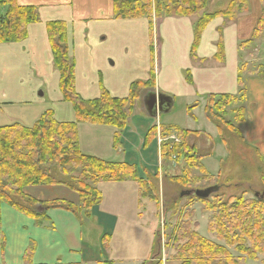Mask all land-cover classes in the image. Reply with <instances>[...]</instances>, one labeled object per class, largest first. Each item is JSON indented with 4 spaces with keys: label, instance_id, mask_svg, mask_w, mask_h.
<instances>
[{
    "label": "trees",
    "instance_id": "16d2710c",
    "mask_svg": "<svg viewBox=\"0 0 264 264\" xmlns=\"http://www.w3.org/2000/svg\"><path fill=\"white\" fill-rule=\"evenodd\" d=\"M209 0H113L111 18L117 20L148 19L151 32L152 19L194 18L195 38L192 57L207 25L215 17H223L227 23L235 22L241 13L248 12V0H232L227 9L207 14ZM264 1V0H261ZM0 7H6V13L0 14V44L18 43L27 37L28 26L40 22L37 7L21 5L18 0H0ZM68 23L50 22L47 32L55 66L61 73L60 87L64 102L71 103L75 110L76 120L62 122L53 112L47 111L33 126L20 122L0 126V202L7 203L18 212L34 219L37 225L49 222L47 213L52 210H64L91 218L93 212L102 204V184L134 182L139 188L140 205L151 202L160 207L170 206L173 217L178 218L169 247L173 251L171 262L177 264H246L247 261L264 263V161L254 148L257 159L261 162L262 190L254 192L249 198L243 192L227 197L217 193L209 199H198L206 213L209 214L208 233L220 243L209 241L198 231L199 223L195 220L196 210L192 199L187 197V204L175 197L168 204L162 203L159 186V174L155 177L141 179L138 169L127 163H115L100 158L87 156L80 149L79 126L81 124L110 126L117 129L114 147L121 146L120 138L127 128L128 120L135 110L137 102L143 96V90L152 91L155 76L152 70L151 79L147 82L133 83L130 95L120 99L110 95L101 87L99 98L84 100L75 90L74 67L70 45L71 34H68ZM264 30V12L255 36ZM218 42V52L214 57L218 63L224 62V43L222 37ZM258 76L264 78V66L259 65ZM247 71L239 68L237 95H211L207 97L206 113L209 121L215 124L221 133L232 158V142L242 140L247 147L244 126L247 124ZM245 77V78H244ZM188 81L191 82L190 76ZM238 127L235 129L234 124ZM229 126V131L224 127ZM243 128H240V127ZM176 134L181 142L175 144L169 138ZM190 131L174 127L161 129V160L166 168L164 178L175 193L184 190L205 189L221 185L222 172L211 175L201 163V156L195 146L190 145ZM157 128L152 129L145 138V146L157 140ZM180 173L170 174L173 166L180 167ZM257 168V166H254ZM169 170V171H168ZM197 172L198 174H194ZM158 182V185L155 183ZM66 186L77 193L79 203L73 204L65 199L39 202L24 194L27 187ZM196 188V189H195ZM173 191V190H172ZM251 192V191H250ZM258 196L256 197V194ZM167 223V220H166ZM104 239H107L105 236ZM234 251L235 254L232 252ZM34 245L24 257L25 264L33 263ZM150 264H162L161 260H152Z\"/></svg>",
    "mask_w": 264,
    "mask_h": 264
},
{
    "label": "crops",
    "instance_id": "0c3cea01",
    "mask_svg": "<svg viewBox=\"0 0 264 264\" xmlns=\"http://www.w3.org/2000/svg\"><path fill=\"white\" fill-rule=\"evenodd\" d=\"M21 5H29L41 8V22L28 27V36L22 42L17 44L0 45V126H5L6 123L2 118V112L5 107L10 106V115L18 122H32L42 116L41 107L36 112L39 106L28 108L25 110L23 105L31 104V89L24 85L22 91L13 92V88L8 92H2L3 82H8L14 79V82L20 86V78L26 74L33 76L37 72L41 75L44 81L53 80L55 89L57 88L58 75L52 68V51L47 34V24L50 22L64 21L69 25L70 34L73 33L72 26L83 24L82 31L87 29L94 30L95 34H104L107 36V43L102 46V51L122 49L124 52L130 53L131 58L126 65V69H132L139 76L144 75L149 67L151 68V60L147 61L151 52V26L146 19L141 22H117L111 19L112 2L113 0H18ZM214 1L207 6L206 13L212 14L228 8L232 0H211ZM248 12L241 13L235 22L227 23L223 17H215L207 25L203 31L200 42L195 51V58L192 57V47L195 38V23L194 18H162L155 22V31L153 43L155 47V63L153 64V72L155 76L154 90L145 94L141 100L148 107L147 114H143L141 102L137 105L140 108L137 110L136 116L130 120L128 128L123 132L120 138L121 146L115 149L113 138L116 130L108 127L96 126H81V135L83 138V148L85 153L98 158L115 163H127L137 166L140 158L138 151L145 146V138L152 127L157 126L163 118L166 122H170V127L179 128L181 130L190 131L193 134L190 137V145L195 146L198 154L203 158L212 154L213 140L209 131L195 127V121L201 118L200 110H203L204 116L211 132L213 126L207 119L205 107L207 97L210 95H237L238 93V75L239 68L247 69L254 68L258 65L257 58L244 60L243 54L251 55L257 50L256 45L246 47V41L253 37L254 31L258 26L264 12V1L248 0ZM46 7V9H43ZM76 22V23H75ZM222 31L224 43V62L218 63L214 60L218 52L217 44L221 38ZM73 34H71L72 37ZM76 40L72 38L70 45L72 54H77L80 61H86L82 52L74 50ZM157 45V47H156ZM90 49H86L85 53H89ZM25 53L26 58L30 63H22L17 55ZM160 57V61L156 62V58ZM127 60V58H125ZM124 60V61H125ZM124 61L117 64L121 66ZM244 61V62H243ZM261 65L264 66L262 61ZM37 69V72H36ZM246 71V70H245ZM151 74V70L149 72ZM185 73L190 76L191 82L187 80ZM247 77L248 85V101L252 105L254 92L264 85V78L258 77L251 72ZM149 77V74L147 78ZM24 82V81H23ZM109 86L110 84L107 83ZM53 90V101L60 100L57 90ZM101 90V89H100ZM90 91L87 93L90 94ZM110 91V90H109ZM49 90L47 91V93ZM97 92L99 90L97 89ZM263 99L259 109L255 110L253 105L250 107L249 118L246 124V133L251 138H254L252 130H257V138L251 141L252 147H255L264 161V90ZM111 96L121 97L123 99L128 93H122L120 87L116 92L110 91ZM96 97L90 94V97ZM98 96V95H97ZM162 96V98H160ZM29 97L31 101L20 103L21 99ZM11 99V102H8ZM152 101V102H150ZM194 104L192 117H183L184 109ZM18 105H21L18 107ZM178 108L181 112V117L176 116L174 121H169L174 114V110ZM19 110V113L17 112ZM25 113V116L24 115ZM8 117V116H7ZM251 117V118H250ZM20 118V119H19ZM29 120V121H26ZM156 120V121H155ZM158 120V123H156ZM65 121V120H64ZM3 122V125H1ZM28 124V123H22ZM167 125V124H164ZM166 127V126H164ZM93 135H101L106 140V149L100 147L98 150H93L91 154L88 151V143ZM246 139V137H245ZM87 140V144L85 143ZM149 149H143L142 154H146L143 159V167L138 168L141 179H145V171L154 177L158 174V165L161 166L159 143L158 140L152 141ZM153 147L156 151L157 160L154 155L149 152ZM138 167V166H137ZM156 170V171H155ZM143 171V173L141 172ZM157 173V174H156ZM160 179V176H159ZM161 181V179H160ZM129 191L136 198L135 208L136 217L134 222L139 223V220L145 218L144 213H140V209L153 206L154 218H158L157 205L151 202H144L140 205L139 188L136 183L128 181L123 184L113 185H129ZM103 185V184H102ZM101 185V186H102ZM100 186V189H101ZM61 189V188H59ZM45 187H27L24 189V194L43 203L45 201L54 200L56 196H61V191ZM71 191V190H69ZM65 194L66 199L75 200L78 198L77 193ZM103 193V191H102ZM51 194L55 196L51 199ZM63 199V198H62ZM122 199V198H121ZM105 194L103 193V202ZM101 204V205H102ZM100 205V206H101ZM156 205V208L154 207ZM99 210L93 212L91 218L80 219L72 213L64 210H52L47 213L50 224L37 226L34 219L18 212L7 203L0 202V264H25L24 257L27 250L34 245L33 263L34 264H72L69 261H63L62 256L67 255L73 257V260L79 261L80 264H119L114 259L109 257L110 244L113 240V235L117 232L115 220L106 211L103 214ZM117 211L125 213L124 201L117 203ZM127 212V211H126ZM123 216L128 218V214ZM94 217V218H93ZM118 220H122V216L118 215ZM118 221V222H119ZM113 224V225H112ZM90 226L93 228L91 235L96 234L100 244L96 248L100 249V253L107 254V259L100 257L98 254H87L89 247L85 251L86 245L83 241V228ZM200 226V225H199ZM107 229H110V234H106ZM105 236L109 237L104 239ZM112 255V254H111ZM122 262L120 264H141L134 259V256L128 259V256L121 253ZM249 261L246 262L248 264ZM77 263V264H78Z\"/></svg>",
    "mask_w": 264,
    "mask_h": 264
},
{
    "label": "rangeland",
    "instance_id": "374dc122",
    "mask_svg": "<svg viewBox=\"0 0 264 264\" xmlns=\"http://www.w3.org/2000/svg\"><path fill=\"white\" fill-rule=\"evenodd\" d=\"M214 1L209 0L207 6H209L211 3ZM249 5V3H248ZM43 9H46V7H43ZM38 13H40L41 8H38ZM6 13V7H0V14H5ZM40 17V14H39ZM114 21L117 22H141L144 18L142 19H126V20H115L113 17L111 18ZM149 24L150 21L146 19ZM155 20L158 21L157 19H152V22ZM41 22V18H40ZM76 23V22H75ZM37 24V23H36ZM35 25V24H32ZM31 26V25H29ZM28 26V27H29ZM155 23L152 26V30L155 31ZM83 24H76V26H72L73 34L71 38H74L76 40L75 43V48L74 50H78L79 52H82L83 57L87 59L86 61H80L77 57V54L71 52V55L69 54V57L72 62H75V67H74V79H75V90L76 92L84 99V100H94L96 98H99L101 94V87H103L107 91H113L116 92L117 88L120 87L122 93H128V96L130 95V90L131 86L133 83L136 82H147L151 79V74L149 73L150 70L152 72L153 64L155 63V47L153 43V38H154V32H151L150 38H151V52H150V57L148 56L147 61L151 60V68L149 67L147 70H145V74L139 76L136 72H134L132 69H126V65L128 66V62L131 58L130 53L124 52L122 49L117 48L116 50H111V51H102V46L107 43V36L104 34L98 35L95 34L94 30H91L89 26H87L86 30L82 31ZM258 27V26H257ZM151 28V27H150ZM257 29V28H256ZM255 29V31H256ZM48 31V30H47ZM255 31L253 34V37L246 41V47H252L256 45L257 50L254 54L251 55H244L243 54V59L244 60H252L254 58H257V67L250 68L247 67V69H244L247 71L248 75H251L250 71L256 74L257 76L263 72H259L260 70L258 69L260 62L264 63V30L261 31L260 36L258 35L255 36ZM48 34V32H47ZM68 34H69V26H68ZM28 36V33H27ZM26 39V38H25ZM49 39V37H48ZM24 41V40H23ZM22 42V41H21ZM19 43V42H18ZM9 44H17V43H9ZM0 45H8V44H0ZM51 46V45H50ZM157 47V45H156ZM86 49H90L89 53H85ZM18 59L24 63H30L31 61L26 58L25 53L23 54H18L17 55ZM127 58V60H125ZM125 60V61H124ZM160 61V57L156 58V62ZM124 61V64L122 65L123 71H121V66L116 67L118 63ZM244 62V61H243ZM52 68L53 70L57 73L58 75V80H57V88L55 89L54 87V82L49 78V80L44 81V79L41 77V75L37 72L35 74V70H33V76L31 74H26L22 76L19 80L21 83L20 86L17 85L14 82V79L9 80L8 82H3V90L2 92H8L13 88V92L17 93L22 91L23 86H26L27 88L29 87L31 89V99L32 103L31 104H25L23 105L25 110H28V108H33L36 106H39L36 110V112L39 110L41 107L42 113L44 114L47 111H51L56 115V118L59 121L62 122H72L76 120V114L75 110L73 108V105L68 102H64V94L63 91L61 90L60 83H61V73L55 66V63L53 61V56H52ZM149 74V77L147 78ZM185 76L188 80L189 76L187 73H185ZM259 77V76H258ZM245 78V77H244ZM24 81V82H23ZM109 83L110 86L107 84ZM239 87V85H238ZM9 89V90H8ZM57 90L58 96H60V100L58 101H53L52 98V92L53 90ZM97 89L99 92H97ZM49 92L47 93V91ZM90 91V94L96 97H90V98H85L90 96V94L87 95V93ZM264 90V85L261 86V88L256 90L254 92L253 96V102L252 105L255 110L259 109L261 105V101L263 99V92H260ZM88 91V92H87ZM109 91V93H110ZM143 95L145 97V94L150 93V91L143 90ZM239 93V89H238ZM237 93V94H238ZM98 95V96H97ZM211 96V95H210ZM115 98H121V97H116ZM127 97V96H126ZM144 97H141V99L137 102V105L139 102H141ZM125 98V97H124ZM29 97H25L24 100L21 99L20 103H26L31 101ZM8 102H11V99H9ZM136 105V107H137ZM251 104H249L248 101V85H247V115L249 118V111L250 107H252ZM21 105H18L20 107ZM196 106V105H195ZM194 104L188 106L186 109H184V115L183 117L186 118L183 123L187 120V116L192 117V111L194 109ZM10 106L5 107L3 112L1 113L3 120L8 124L5 125H13L14 123H17L18 121L21 120H16L12 115H10ZM141 107L143 110V114H147L148 107L145 106L143 102H141ZM136 109V108H135ZM140 108L138 107L137 110ZM135 110L132 112L129 120H128V125L129 126L130 120L132 117L136 116V113L138 112ZM146 111V112H145ZM18 114L19 110H17ZM204 111L200 110L201 113V118L195 121V127H199L203 130L209 131L210 136L213 140V152L210 155L203 156L201 157V163L205 167V169L213 176H217L220 172H222V177H221V185L224 187L222 190H220V193H224L227 197H230L232 195H239L242 194L243 192H246L245 194H249L248 197L251 198L254 196V192H260L263 191L262 188V164L261 162L257 159L254 147H251V141L257 138V130H252V134L254 135V138H251L249 136V132L246 133V126L240 127L243 128V132L246 137V142H247V147L245 146V143L241 140L240 143H237L236 141L231 140L232 146H233V152H234V157L233 159L224 141L223 138H227V136H224L219 133V130L215 124H212L213 126V132H211L210 128L207 127V122L204 116ZM174 114L171 118H169V121H174L176 116L181 117V112L178 108L174 110L172 113ZM205 114L207 117L206 109H205ZM148 115V114H147ZM8 116V117H7ZM25 116V113L23 115ZM41 117V116H40ZM39 117V118H40ZM32 122H21V123H28L24 124L26 126H33L37 120ZM251 118V117H250ZM20 119V118H19ZM166 118H163L161 122V125L159 124V129H163L166 127H170L168 125H172L170 122L165 121ZM208 119V117H207ZM65 120V121H64ZM209 120V119H208ZM29 121V120H26ZM156 121V120H155ZM248 121V120H247ZM158 123V120L157 122ZM167 124V125H164ZM3 125V122L2 124ZM83 125H88V126H96V127H108L111 129H115L114 127L110 126H101V125H91V124H81L79 126V144H80V149L83 153H85V150L83 148L82 142L83 138L81 135V126ZM234 125L235 129L238 127L236 123L232 124ZM166 126V127H164ZM224 127L229 131V126L224 125ZM158 128V124L155 127H152V129ZM117 131V129H115ZM126 130V129H125ZM150 130V131H151ZM149 131V132H150ZM148 135V134H147ZM147 137V136H146ZM115 138V136H114ZM113 138V145L115 139ZM146 140V139H145ZM144 140V142H145ZM158 143L160 145L159 147V152L162 144V139H157ZM171 142L175 144H179L181 142V139L177 137L176 134H174L172 137L169 139ZM177 141V142H176ZM85 143L87 144V140H85ZM153 144L150 142L146 147H142L140 151H138V157L140 158L139 162L137 163L136 168L140 169V167H143V159L145 158L146 154H142L143 149H149L150 145ZM100 147L103 149H106V140L104 137L101 135H93L91 136L89 143H88V151L91 154H94L95 152L93 150H98ZM119 148V147H118ZM115 148V149H118ZM149 152L154 155V159L157 160L156 157V151L153 147L150 148ZM87 156H92L98 158V156H93L85 153ZM160 154V153H159ZM183 164L180 165V167H175L173 166L172 172L169 171L170 174H176L177 172L180 173V168H183ZM254 166H257L254 167ZM156 171V170H155ZM143 173V171H141ZM166 168L164 167L163 163L161 166L158 165L157 168V173L159 176H161V181L159 180V186L163 187V191L161 192V200L162 203H164V200H166V203L168 204L171 202L172 198L179 197L182 199L183 204H187L188 200L185 199L186 197H181L180 193L176 194L174 188L171 187V185L168 183V181L164 178L163 174L165 175ZM145 177L147 178V175L150 177H154V175H150L148 172H144ZM156 173V174H157ZM194 174H198L197 172H194ZM158 182L155 184L158 185ZM162 183V184H161ZM113 184H123V183H111V184H103L101 186V191L105 194V201L104 203L100 206V212L103 214L106 211H111L108 212L111 217H113L115 220H117L116 223V228L115 229L117 232L113 235V240L111 241L110 244V251L108 255L109 257L114 259L116 263H121L122 258H121V253L125 254L128 256L129 260H132L130 257L134 256V259H137V262H140L141 264H150L153 262L151 258L153 256H157L159 254H162L161 256L157 257L155 260L159 261L161 260L162 264H177L171 262V258L173 255V251L171 247H169V239L171 238L174 227L178 222L177 217H173V210L171 209L170 206L167 205H162L158 207V218H154V209L153 206H149L148 208H144V210L140 209V213L145 214V218L139 220V223L136 224L134 222V218L136 217V208H135V203H136V198L132 195V192L129 191V185H113ZM32 187V186H31ZM36 187H45V186H36ZM212 187V186H211ZM51 189L55 190H64L61 191V196L58 195L55 197V199H65L70 202H73V204L77 205L79 203V197L75 200H70L66 199L69 196H66L63 193L66 194H74L73 192L69 191V189L66 186H49ZM61 188V189H59ZM210 188V187H208ZM196 189V188H195ZM173 190V191H172ZM197 190H204V189H197ZM56 191V193H57ZM186 191V190H184ZM195 191V190H194ZM251 191V192H250ZM218 192V193H219ZM261 193V195H263ZM55 196V194H51V199ZM196 197V196H195ZM122 198V199H121ZM192 199L191 202L194 203V209L196 210V217L195 220L199 223V228L198 231L203 236L204 238L208 239L209 241L212 242H217L220 243L214 236L208 233V223H209V214L206 213L200 203L197 201H194V197H189ZM197 198V197H196ZM54 199V200H55ZM123 200L124 201V211L126 214H128V218L123 216L125 213H121L120 211L118 212L117 209V203L119 201ZM52 201V200H50ZM49 202V201H45ZM5 204V203H4ZM156 208V205H154ZM99 210V207L98 209ZM127 211V212H126ZM73 215L77 216L78 218H82L83 216L75 214L73 212H70ZM118 215L122 216V220H118ZM93 216V215H92ZM94 218V217H93ZM167 220V223H166ZM119 221V222H118ZM51 222L44 221L42 225H48ZM42 225H37L41 227ZM113 225V224H112ZM83 228V241L84 244L86 245V249L89 247V250L87 251V254H98L100 257L107 259V254L105 253H100V249L96 248V246L100 245V241L97 237L96 234H92L91 232L93 230L92 227L87 226V227H82ZM110 229H107L106 234H110L109 232ZM109 238V237H108ZM107 238V239H108ZM102 249V246H101ZM234 254L235 252L232 251ZM112 254V255H111ZM63 261H69L72 264H77L79 261L73 260V257H69L67 255H64L61 257ZM55 264V263H54ZM62 264V262H61ZM80 264V263H78ZM248 264H264L261 261H250Z\"/></svg>",
    "mask_w": 264,
    "mask_h": 264
},
{
    "label": "water",
    "instance_id": "95a60500",
    "mask_svg": "<svg viewBox=\"0 0 264 264\" xmlns=\"http://www.w3.org/2000/svg\"><path fill=\"white\" fill-rule=\"evenodd\" d=\"M160 98H162V96ZM219 190H220L219 186H212V187L204 189V190L182 192L181 197L196 196L199 199H209L213 195L217 194L219 192ZM256 196H258V194Z\"/></svg>",
    "mask_w": 264,
    "mask_h": 264
},
{
    "label": "flooded vegetation",
    "instance_id": "af4514ba",
    "mask_svg": "<svg viewBox=\"0 0 264 264\" xmlns=\"http://www.w3.org/2000/svg\"><path fill=\"white\" fill-rule=\"evenodd\" d=\"M150 102H152V101H150Z\"/></svg>",
    "mask_w": 264,
    "mask_h": 264
},
{
    "label": "built area",
    "instance_id": "2783aa9c",
    "mask_svg": "<svg viewBox=\"0 0 264 264\" xmlns=\"http://www.w3.org/2000/svg\"><path fill=\"white\" fill-rule=\"evenodd\" d=\"M177 142V141H176Z\"/></svg>",
    "mask_w": 264,
    "mask_h": 264
}]
</instances>
